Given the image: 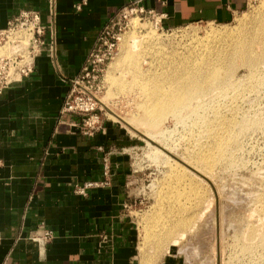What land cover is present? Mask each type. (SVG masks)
Returning <instances> with one entry per match:
<instances>
[{
    "label": "crops",
    "instance_id": "1",
    "mask_svg": "<svg viewBox=\"0 0 264 264\" xmlns=\"http://www.w3.org/2000/svg\"><path fill=\"white\" fill-rule=\"evenodd\" d=\"M248 4L57 0L56 62L43 52L32 60V72L0 96V264H136L133 191L121 176L118 130L107 124L88 137L80 117L61 114L71 82L100 31L125 7L152 11L177 28L228 24ZM48 9V0H0V31L21 11H38L47 24ZM106 157L111 183L76 194L77 187L103 182ZM46 231L52 232L49 241H43Z\"/></svg>",
    "mask_w": 264,
    "mask_h": 264
},
{
    "label": "rangeland",
    "instance_id": "2",
    "mask_svg": "<svg viewBox=\"0 0 264 264\" xmlns=\"http://www.w3.org/2000/svg\"><path fill=\"white\" fill-rule=\"evenodd\" d=\"M263 10L264 0H249L248 7L228 24L204 22L177 28L168 26L166 21L158 15L146 16L133 13L130 26L121 35L116 55L109 65L112 66L119 58L124 41L127 43L131 40L134 22L153 30L167 47L183 51L194 46L196 41L206 38L207 34L214 30L225 28L229 31H238L245 22L249 23L263 14ZM8 28L9 24L0 32ZM232 32L234 34V31ZM4 51H7L6 54ZM0 54H2L0 59L4 55L10 56L12 54L10 47L0 48ZM111 68L108 66L102 79V90L98 94L100 108L98 115L103 121L100 131H103L107 124H111L114 130H118L115 135L119 139L114 141L116 144L114 147L117 149V157H120L123 163L125 162L122 167V171L125 172L121 176L122 180L130 183L129 187L133 191L132 213L137 243L136 264H143L141 258L144 256L143 253L146 255L147 252H149L147 256L149 254L150 257L148 256V263L144 262V264H149L154 259L152 257H155V260L159 257V260H152L156 263L151 262V264H264V214L261 213L260 207L264 201V81L259 86L258 81L249 78V68L241 64L237 66L234 82L237 83L239 80L246 84L243 85V90L238 88L239 91L242 90L237 94L239 96L231 93L230 96H226L229 98H222L221 91L215 92V95H219V99L215 102L218 106L215 107L220 105L222 107L219 108L220 116L223 115L221 117L226 120L228 118L235 120L237 124L235 123V130L231 129L234 125L228 128V131L231 130L230 133L227 131L228 136L226 133L223 134V138L230 140L227 142L225 158L218 160L219 163L216 162L217 165L215 163V167L212 168L214 170L207 175L210 176L205 178L182 161L196 160L198 156L196 152L200 149L219 153V151L216 152L218 150L215 146L216 137L213 138L216 141L214 142L210 136H207L208 134L202 137L198 128L193 129L195 127L193 124L200 120L208 123L216 120L217 116L213 115L215 110L211 109L213 104L211 107L201 109L197 115L189 110L180 120L170 119L169 121L168 118L158 130L163 132L165 125L164 128L170 133L160 134L154 139L151 137V133L156 134L154 128L138 124L142 112L138 107L139 100L136 94L120 92L116 83L108 80ZM116 73V77H119L120 72ZM262 75L264 77L263 73ZM251 81L257 83L258 87ZM215 95L213 94L214 97ZM220 98H222L221 101ZM244 116H247L246 120H243ZM230 119L227 121H231ZM210 129L212 130V127ZM231 132H233L232 135ZM145 134L148 135L145 136ZM147 137L155 141L157 139L156 142L169 151L158 147ZM201 137L203 140H199ZM157 148H161L163 155ZM105 165L108 166L109 173L105 176L103 172V182L111 183L112 169L109 157H106ZM185 170L190 174L196 173V175L191 174L196 180L192 187L189 183H183L184 180L181 179ZM206 170L209 173L211 169L206 168ZM196 193L198 196L195 195ZM183 218L188 219L191 230L188 228L185 238H180L177 245H172V241L178 238V235L174 233L175 236L173 234L170 236L173 239L163 240L170 243L165 242L166 245H164L160 237L165 236L167 229L171 230ZM146 230L155 236L150 234L151 237L146 240ZM152 237L154 240L159 238V243L158 240H152ZM156 242L160 246L163 243L168 249L163 245L156 246ZM160 249L163 252H160ZM164 251L167 253L164 254Z\"/></svg>",
    "mask_w": 264,
    "mask_h": 264
},
{
    "label": "bare ground",
    "instance_id": "3",
    "mask_svg": "<svg viewBox=\"0 0 264 264\" xmlns=\"http://www.w3.org/2000/svg\"><path fill=\"white\" fill-rule=\"evenodd\" d=\"M241 23L243 22L241 21ZM222 29L209 32L206 38H204L203 40H198L196 41V43L194 42L195 43L194 46L186 48L183 51H181L179 49L167 47L166 45H164V43H162L160 37L156 35V33L153 30L148 29V27L146 28L145 26L140 25L137 22H134L131 40H129L127 43H125L124 41L119 58L116 59L115 63L112 66L109 65V67L110 68L112 67V68H111V71L109 72L108 80L113 81V83H116V85L120 89V92H134L136 94V97L139 100L138 107L142 112L139 120L138 119L136 120H138L139 122L138 124H141L142 126H148V127H152L155 129L156 134H153L150 132L152 135L151 137H153L154 139L157 138L160 134L170 133L168 132L169 131L168 129L164 128L165 125L163 126V129H165L163 132L158 130L160 127H162L164 123H166L165 121L168 118H169V121L170 119H173L175 121L178 119L180 120L181 118H183L182 115L188 112L189 110H192V112L197 115L201 109H206L207 107H211V105L213 104V107H211V109L216 111L215 112L212 110L214 112L213 115L215 117L217 116L216 120H214L212 123H208L206 121L200 120L193 124L195 126L193 129L196 128L197 130L198 128L201 136L208 134L207 136H210L212 139L216 137L217 142L214 139L213 140L214 142H216L215 143L216 149H218V150L216 149L215 150L216 152L219 151V153H211V150H208L210 151L208 152V151H204L200 149L196 152L198 155L196 160H191V159H187V160L184 159V161L181 160L185 165L190 167L193 171H195L199 175L204 176L205 178H208L210 175L209 176L207 175L211 174L210 171L214 170L212 169L213 167H215L214 164L218 162V160L225 158L226 156L225 150L228 149L227 142L230 140L223 138L224 137L223 134L225 133L227 134L228 128H231L233 125L234 126L231 129L235 130V123H236L235 120H231L230 118H228L227 120L230 119L231 121H227L226 119L221 117L223 115L220 116L221 113H220L219 108H222V107L220 104H219L220 107H215V106H218L217 103L215 104V102L219 99V95H215V92L219 90L221 91L222 98H229L226 96H230L231 93H234L235 95H237L243 90V85H245L246 83L243 84L242 81H239V80H237V83H235L236 81L234 82L237 66L241 64L249 68V75H248L249 78L252 80L258 81L259 86L264 81L263 80L264 77L262 75V73L264 74V70H263V66H264V13L261 14L259 17H256L253 21L249 23L245 22L240 27V29L237 28V30L239 29L238 31L232 30L234 31V34L232 31H229L225 28H222ZM30 38L31 36L23 37L22 43L19 46V51L25 55L27 54V48L30 43ZM6 46L10 47L12 54L10 56H6L3 54L4 57L2 56V58H9V57H12L14 54L9 44L5 45L3 48H5ZM29 62H32V60H29ZM116 72H120L119 77H116V74H117ZM251 82H254V81H251ZM256 84L254 82V86H256ZM247 86H249V84ZM239 87L242 88L241 91H239L238 89ZM252 89L254 90L255 87ZM235 90L239 92L237 93V91ZM213 94L215 95V97L213 96ZM238 96L239 95H237V97ZM222 98H220V101ZM241 98L243 99V97ZM231 104H233L232 101H231ZM237 112H240V111H237ZM235 117H236V114H235ZM246 117L244 116L243 120L244 119L246 120ZM233 118L234 117H232V119ZM247 121L249 120L247 119ZM214 123H216V125ZM247 124H249V122H247ZM131 125L132 124H130V126ZM211 127H212V130L210 129ZM137 129H135V131ZM245 129H247V127ZM230 131L231 130L229 129L228 132L230 133ZM233 132H231V135ZM146 135L148 134H145V136ZM151 137H147V138L152 143L157 144L158 147L159 146L161 147V145L156 142L157 139L155 141ZM202 137L199 138V140H201ZM235 137L238 138V136H235ZM161 148H163V150H166L163 146ZM161 148H157V150L163 155V151L160 150ZM212 151L214 152V150ZM206 168L211 169L209 170V173L206 170ZM196 173L194 174L191 172V174H194V175H196ZM191 174L190 172L187 173V171L185 170L182 173L181 179L184 180L183 183H189L190 186L192 187V185H194L196 180H195V176ZM195 195L198 196L197 193ZM260 207L262 211L261 213L264 214V201ZM189 226L190 224H189L188 219L183 218L180 220V222H177L171 230L170 228L169 230L166 228L167 231L165 232V236L162 234H158V235L159 236L162 235L160 237L162 241L164 239H167L168 241L170 236L173 233L178 235V238H176L173 241L171 240L172 245H177L180 238L181 239L185 238V235L188 233L187 230L188 228H190ZM143 234L145 237V232ZM146 234H147L146 240L149 239L151 235H153V233L151 234L149 233V231H147ZM156 238H157V235H156ZM170 239H173V237ZM152 240H154L153 237H152ZM157 240L159 243V238ZM157 240L155 239L154 241H157ZM167 241L165 242L167 244H170ZM165 242H164V245H166ZM158 243L156 242L155 244H157L156 246L159 247L160 244L158 245ZM146 244H143V245H146ZM147 246L148 245H146V247ZM173 247H176V246H173ZM164 248H167V247H164ZM142 249L143 247L141 248V250ZM159 251L163 252L161 251V249ZM165 251H164V254L167 253ZM147 253L146 255L145 253H143L144 256L143 257L141 256L142 257L141 259H143V262H142L143 264L144 262L148 263L149 261L148 260L149 254L147 256ZM152 258H154L152 260H155V257H152ZM158 260H159V257L155 261H158ZM155 261H153L152 263H154ZM151 262L149 264H151Z\"/></svg>",
    "mask_w": 264,
    "mask_h": 264
},
{
    "label": "built area",
    "instance_id": "4",
    "mask_svg": "<svg viewBox=\"0 0 264 264\" xmlns=\"http://www.w3.org/2000/svg\"><path fill=\"white\" fill-rule=\"evenodd\" d=\"M49 22L44 24L38 11H21L9 22V28L0 32V47L9 44L14 54L9 58L0 59V96L12 85L19 83L32 72L31 62L43 52H47L53 62L56 57L57 0H48ZM81 7L78 6V9ZM133 13L141 15H157L147 12L142 7L131 6L123 8L99 33L94 47L88 53L80 76L71 82L70 90L65 98L61 114L75 115L81 118V131L85 136L93 137L102 130L103 121L98 113V94L102 90V79L109 64L114 59L120 37L130 26ZM162 18V16H160ZM18 35V36H17ZM14 36V37H13ZM31 36L27 54L19 51L22 38ZM48 36V38H47ZM108 166L105 165L104 175L108 176ZM110 182H89L77 187L78 195L86 196L88 190L99 186H107ZM133 207V206H132ZM52 232L46 231L43 241L52 239Z\"/></svg>",
    "mask_w": 264,
    "mask_h": 264
}]
</instances>
